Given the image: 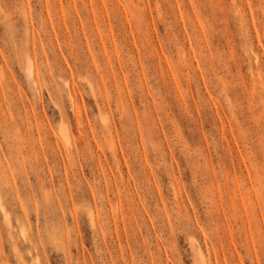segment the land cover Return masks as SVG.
Wrapping results in <instances>:
<instances>
[{
	"label": "rangeland",
	"instance_id": "1",
	"mask_svg": "<svg viewBox=\"0 0 264 264\" xmlns=\"http://www.w3.org/2000/svg\"><path fill=\"white\" fill-rule=\"evenodd\" d=\"M0 264H264V0H0Z\"/></svg>",
	"mask_w": 264,
	"mask_h": 264
}]
</instances>
